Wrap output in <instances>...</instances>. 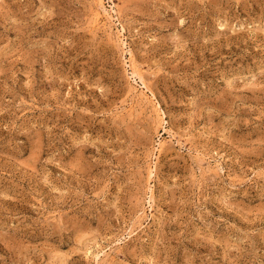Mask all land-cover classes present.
Instances as JSON below:
<instances>
[{
  "label": "rangeland",
  "instance_id": "1",
  "mask_svg": "<svg viewBox=\"0 0 264 264\" xmlns=\"http://www.w3.org/2000/svg\"><path fill=\"white\" fill-rule=\"evenodd\" d=\"M0 264H264V0H0Z\"/></svg>",
  "mask_w": 264,
  "mask_h": 264
}]
</instances>
